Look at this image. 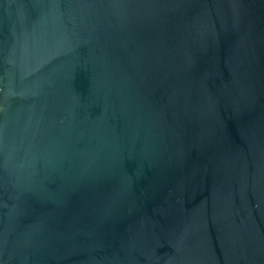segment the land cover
<instances>
[{
  "label": "water",
  "instance_id": "water-1",
  "mask_svg": "<svg viewBox=\"0 0 264 264\" xmlns=\"http://www.w3.org/2000/svg\"><path fill=\"white\" fill-rule=\"evenodd\" d=\"M0 264H264V0H0Z\"/></svg>",
  "mask_w": 264,
  "mask_h": 264
}]
</instances>
